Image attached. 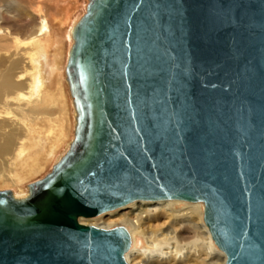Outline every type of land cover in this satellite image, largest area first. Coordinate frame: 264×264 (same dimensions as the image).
<instances>
[{
  "label": "water",
  "instance_id": "water-1",
  "mask_svg": "<svg viewBox=\"0 0 264 264\" xmlns=\"http://www.w3.org/2000/svg\"><path fill=\"white\" fill-rule=\"evenodd\" d=\"M66 78L68 150L0 190V264H129L135 200L203 202L225 264H264V0H88Z\"/></svg>",
  "mask_w": 264,
  "mask_h": 264
},
{
  "label": "bare ground",
  "instance_id": "bare-ground-1",
  "mask_svg": "<svg viewBox=\"0 0 264 264\" xmlns=\"http://www.w3.org/2000/svg\"><path fill=\"white\" fill-rule=\"evenodd\" d=\"M29 1L0 0V180L9 187L21 185L25 178L42 170L43 161L57 162L71 143L61 153L65 145L60 140L47 143L33 131L40 115L47 116L58 108L57 102H51L48 107L46 103L54 96L52 87L62 77V68L61 53L54 60L50 58L51 18L43 11H37L38 19L32 18L34 28L20 34L23 13L18 14L26 12ZM51 3L56 10L58 0ZM5 6L17 15L5 16V11L2 12ZM81 16L75 20L71 17L65 28L69 44L66 64L73 43L72 28ZM55 20L61 28L66 19L58 16ZM66 64L64 79L73 106L75 135L76 112L66 78ZM14 194L24 197L28 190ZM117 210L129 212L99 224L89 222V219L114 215ZM204 210L203 202L135 200L95 217H80L79 221L101 228L126 227L131 236V247L125 255L129 264H225L226 254L214 241L204 220ZM181 230L194 234L191 242L181 241Z\"/></svg>",
  "mask_w": 264,
  "mask_h": 264
},
{
  "label": "rangeland",
  "instance_id": "rangeland-1",
  "mask_svg": "<svg viewBox=\"0 0 264 264\" xmlns=\"http://www.w3.org/2000/svg\"><path fill=\"white\" fill-rule=\"evenodd\" d=\"M51 1L52 0H30L29 1L30 5H28L29 3L27 2L28 6L26 9V12L21 11L20 14L18 15H21L23 13L20 34L28 33L34 28V23L32 22V18L38 19V15L36 14L38 10L43 11V13L46 14L47 17L51 18L52 20L51 22V20L49 19L51 23V30H52V38L49 41L50 42L49 55H50L51 60H54L55 57L61 53L60 59H61L62 77L58 78L56 80V83L53 85L52 89L54 92V96L48 100V103H46V106L48 107L52 105L53 103L51 102H57L58 108L53 109L54 111H50L49 115L47 116L45 114L40 115L38 120L35 121L36 126L33 127V131H35V134L38 135L41 139H43V141L47 143H50L52 140L53 141L60 140L63 143V145H65L62 148V151H61L62 153L66 149V147H68L67 145L74 138V115H73V109H72L73 106H72V101H71V98L68 92V87L64 79V75H65L64 67L66 64V53H67V48L69 45L66 42V34H65L66 29L65 28L68 26L67 22L69 21V19H71V17L72 19L75 20L78 16L82 15L85 12V8H86L88 0H58L59 4L58 3L56 4V10H53ZM60 6L62 7L59 9L58 7ZM4 11H5L4 15L7 17H12L15 14L17 15V13H14L12 10H10L6 6L3 7L2 9V12ZM58 16L66 19L64 20L63 23H61L62 24L61 28L58 27V24L55 22L56 21L55 19H57ZM44 106L45 105H43V107ZM55 163L56 161H54L51 164L50 162L46 164V162L43 161L42 170H39L35 172L32 176L25 178V181L21 185H15V186L9 187V186H6L2 182V180H0V190L12 189L14 193L19 194L22 191L26 193L28 190L27 189L28 184L39 178L44 177L48 172L51 171L52 166ZM149 203H152V202H149ZM127 212H129V210H122V211L117 210L115 211L116 214L114 215L103 216L102 219H100L99 217L98 219L94 218L95 220L89 219L90 220L89 222H92V223L98 222L99 224V223H102L103 221H109L110 219L119 218ZM179 235L181 236L180 237L181 241H183L184 243L191 242L192 238L194 237V234L188 230H181Z\"/></svg>",
  "mask_w": 264,
  "mask_h": 264
}]
</instances>
